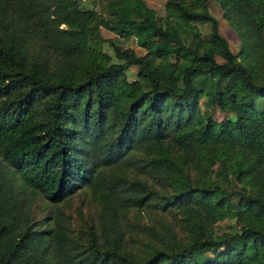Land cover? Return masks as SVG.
Segmentation results:
<instances>
[{
  "label": "trees",
  "instance_id": "obj_1",
  "mask_svg": "<svg viewBox=\"0 0 264 264\" xmlns=\"http://www.w3.org/2000/svg\"><path fill=\"white\" fill-rule=\"evenodd\" d=\"M77 2L0 0V264H264V0H165L161 17L107 0L102 25L141 54L94 46L96 13ZM83 180L100 226L73 235L54 204ZM155 208L170 237L128 219Z\"/></svg>",
  "mask_w": 264,
  "mask_h": 264
},
{
  "label": "rangeland",
  "instance_id": "obj_2",
  "mask_svg": "<svg viewBox=\"0 0 264 264\" xmlns=\"http://www.w3.org/2000/svg\"><path fill=\"white\" fill-rule=\"evenodd\" d=\"M78 5L81 8H89L96 13V18L94 23L97 21V32L99 37H94L90 40L94 46H96L101 51H106L111 53V47L107 40H112L116 44H121L128 46L134 50L135 53L141 54L145 50L143 47L139 46L134 41V36L130 35L123 37L121 35L116 36L115 33L107 28L103 24V20L108 18L105 13V4L107 0H77ZM144 3L153 8L156 16H162L164 14V1L165 0H143ZM211 11L216 15L218 22V30L227 40L229 47L232 51L236 52L238 48V35L235 29L229 24V22L220 14V9L211 5ZM106 15V16H105ZM196 28L200 31L201 34H204L208 31L207 23H196ZM26 47L30 50L32 54H36L35 51V40L27 38L25 40ZM34 54V55H35ZM219 60V58H217ZM127 79H132L135 77L134 68L129 67L126 72ZM200 107V105H199ZM212 118L215 120L220 119L224 113L219 111L216 107L211 112ZM97 170L102 168V165H96ZM18 189L20 192L24 191V187L21 182L16 178V176L11 173ZM83 184L79 185L77 188H74L67 196H65L60 201L56 202L54 205L59 208L60 212L63 215L69 216L68 229L73 234L84 233L87 230V226L91 220L95 221V224L99 227V221L96 218V195H92L93 187L91 182L87 180L82 181ZM91 183V184H90ZM31 207L32 214L34 216L35 222L39 228H44L48 231L51 224V212L52 205L49 204L45 198L40 194L33 192L31 195ZM134 211L129 212L128 219L131 222H135L138 226H146L147 228H154L155 230H164L167 229L169 232L166 233L170 237L171 232L179 230L176 225V221L171 218L167 210L160 208H155L148 210H142L141 214L137 217L133 216ZM232 219H223L217 221L216 229L221 230L225 229L229 224H231ZM99 229V228H98ZM143 239H145L143 237ZM164 239V238H163ZM140 246V245H139ZM136 250L137 247L133 246Z\"/></svg>",
  "mask_w": 264,
  "mask_h": 264
}]
</instances>
